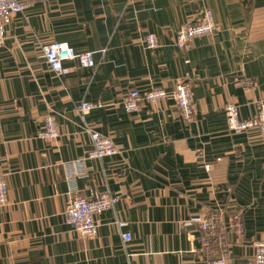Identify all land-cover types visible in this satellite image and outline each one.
I'll return each mask as SVG.
<instances>
[{"label":"crops","instance_id":"obj_1","mask_svg":"<svg viewBox=\"0 0 264 264\" xmlns=\"http://www.w3.org/2000/svg\"><path fill=\"white\" fill-rule=\"evenodd\" d=\"M24 1L0 48V172L9 195L0 264H207L214 251L191 218L213 212L229 263L247 264L264 241V136L227 131L224 107L234 102L249 118L264 97V0ZM207 7L216 31L180 50L176 28ZM147 33L157 48H146ZM57 41L93 51L97 66L67 61L68 72L55 75L42 47ZM179 81L191 87V120L171 98L125 110L130 90H172ZM48 115L57 140L38 137ZM86 127L111 137L118 153L88 157ZM74 191L118 197L96 216L95 237L66 221Z\"/></svg>","mask_w":264,"mask_h":264},{"label":"built area","instance_id":"obj_2","mask_svg":"<svg viewBox=\"0 0 264 264\" xmlns=\"http://www.w3.org/2000/svg\"><path fill=\"white\" fill-rule=\"evenodd\" d=\"M26 9L24 0H0V48L5 45L7 36L6 25L12 20L15 14H20ZM218 25L214 19L213 11L207 7L203 10L199 19L191 23H183L176 28L175 42L182 51L186 50L190 42L197 37L211 35L216 31ZM147 49L158 47L159 40L154 33H147L144 37ZM42 56L48 62L51 71L55 75L65 74L68 70L64 67L67 61L78 62L82 68L91 69L97 66L93 51H77L75 46L66 41L46 44L42 47ZM245 85L252 84L250 80L244 81ZM171 98L179 106L184 120L192 119L194 104L191 96V87L185 81H179L172 90L159 86L141 92L139 89H132L125 96L123 105L127 112H136L140 108V102L147 100L159 102ZM91 104L82 105V110L92 109ZM225 119L227 120V131L241 134L250 130H256L259 135L264 136V97L259 101L258 111L249 118H241L239 106L228 101L224 107ZM44 128L38 133L39 138L57 140L60 135V128L54 115H48L43 122ZM90 133L93 148L88 152L90 158H101L118 153V148L111 137L86 127ZM209 166L206 165V168ZM8 180L6 174L0 172V206H6L9 202ZM118 197L109 192H101L89 199L79 192H73L65 208L66 221L72 226L74 231L83 236L95 237L98 232L96 216L112 207ZM232 221L239 229L244 228L241 214L236 213L232 216ZM191 222L198 224L203 234L201 239L207 248L214 251V258L208 260L207 264H230L229 263V243L225 236V231L221 225L220 214L213 212L209 215H196L191 218ZM120 225H126L120 222ZM124 241H129L130 234H123ZM254 257L247 264H264V241H255ZM215 246V247H214ZM214 247V248H212ZM170 264V263H164Z\"/></svg>","mask_w":264,"mask_h":264}]
</instances>
